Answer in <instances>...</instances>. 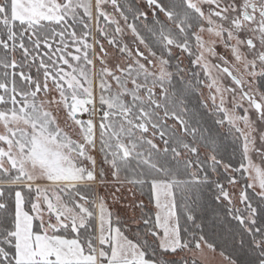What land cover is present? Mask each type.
I'll return each mask as SVG.
<instances>
[{"label":"snow or ice","instance_id":"1","mask_svg":"<svg viewBox=\"0 0 264 264\" xmlns=\"http://www.w3.org/2000/svg\"><path fill=\"white\" fill-rule=\"evenodd\" d=\"M0 264H264V0H0Z\"/></svg>","mask_w":264,"mask_h":264}]
</instances>
